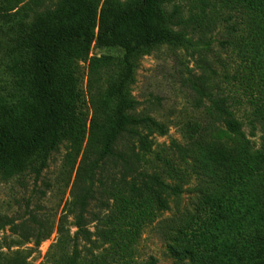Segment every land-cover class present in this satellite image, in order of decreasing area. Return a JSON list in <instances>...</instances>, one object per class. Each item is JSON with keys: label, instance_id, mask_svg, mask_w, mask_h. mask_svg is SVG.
Here are the masks:
<instances>
[{"label": "trees", "instance_id": "16d2710c", "mask_svg": "<svg viewBox=\"0 0 264 264\" xmlns=\"http://www.w3.org/2000/svg\"><path fill=\"white\" fill-rule=\"evenodd\" d=\"M124 1L0 0V178L38 180L62 146L69 165L80 159L73 200L44 264H137L142 233L194 177L206 184L205 194L194 213L171 227L172 255L180 263L264 264L263 110L257 112L262 144L253 150L228 100L198 77L191 82L197 105L209 99L207 113L225 126L229 142H173L171 156H156L162 163L156 170L151 137L166 130L137 113L132 95L144 57L163 45L185 44L187 30L209 31L221 11L224 43L239 49L249 84L264 95V0H192L199 11L188 19L180 0ZM94 45L121 54L91 56ZM81 63L89 68L90 119ZM7 227L18 244L35 247L55 229L40 214L1 218L0 230ZM0 264H8L2 254Z\"/></svg>", "mask_w": 264, "mask_h": 264}, {"label": "rangeland", "instance_id": "374dc122", "mask_svg": "<svg viewBox=\"0 0 264 264\" xmlns=\"http://www.w3.org/2000/svg\"><path fill=\"white\" fill-rule=\"evenodd\" d=\"M137 2L126 0L123 3L132 5ZM178 2L183 7L185 19L190 17L191 10L199 11L193 6L192 0ZM220 13L223 14V11ZM220 13L216 15L218 20L209 31L196 24L198 29L195 33H191V29L187 30L188 42L177 46L163 45L140 62L132 86V95L138 102L137 113L152 117L166 130L165 135L156 133L151 137L154 141L152 159L156 170L162 169V163L156 156H171L173 142L183 146H189L197 139L202 144L229 142L231 135H226L225 126L207 113L205 107L210 106L209 99L205 97L203 105H197L198 95L191 82L201 76L208 79L215 96L228 100V106L241 123L242 131L253 150L261 148L263 127L257 112L260 109L264 112V95H260L261 92L253 83L249 84L248 63L239 55V49L224 43L228 39L227 24L222 21L225 15ZM247 25L243 29H247ZM113 54L120 55L121 51L100 49L95 45L91 51V56L98 57ZM80 67L83 109L90 119L92 107L88 94V63H81ZM192 126H196V131L191 129ZM192 134L195 139H191ZM66 153L65 146L55 152L38 180L29 174L10 180L0 178V219L22 220L30 214H40L46 215L55 226L49 239L40 247H35L34 243L18 244V237L8 227L0 230V254L6 263L44 264L51 246L57 242L56 227L73 200L80 164L78 159L74 167L69 165ZM204 190L206 184L194 177L184 187L182 195L172 202L171 209L144 230L136 247L137 264H147L152 258L156 264H192L191 260L180 263L170 252L171 227L181 225L186 213L196 211L204 197ZM68 220L70 224L73 218ZM69 227L73 235L76 229L71 225Z\"/></svg>", "mask_w": 264, "mask_h": 264}]
</instances>
